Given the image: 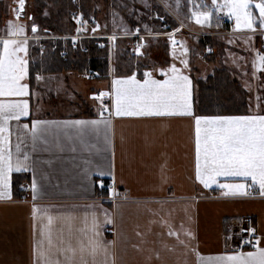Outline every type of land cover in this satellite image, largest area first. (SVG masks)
<instances>
[{"label": "crops", "instance_id": "crops-1", "mask_svg": "<svg viewBox=\"0 0 264 264\" xmlns=\"http://www.w3.org/2000/svg\"><path fill=\"white\" fill-rule=\"evenodd\" d=\"M229 29L217 34L222 44L213 43L208 53L212 61L184 71L192 81L191 102L196 115L201 113L195 107V82L216 72H225L232 87L240 90L239 105L246 95V106H240L244 110L228 109L216 115L264 114V100L253 86L259 87L255 80L264 76L261 72L253 76L258 39L252 49L253 40L244 37L255 34ZM25 58L28 76L24 82L29 85L25 98L30 115L10 122L9 139L14 160L17 144L20 159L25 154L29 159L24 161L27 170L11 174L10 198L0 199V264H37L38 252L47 248L40 242L49 227L54 237L62 231L65 241L70 240L76 249L73 264H233L227 258L241 254L235 251L236 241L246 219H251L256 230V247L242 253L264 248V195L259 186L246 188L247 195H225L227 190L219 184L250 185L251 180L221 177L217 184L205 188L196 179L191 117L116 116L112 81L127 76L113 75L111 70L90 80L86 74L45 69L31 75L30 59L28 55ZM199 72L209 73L199 77ZM89 80L104 85L90 88L85 84ZM96 90H111V115L104 114L100 104H93L102 101ZM251 97L257 102L251 104ZM34 120L49 122L43 126L44 137L35 150L30 131L23 128L24 124L30 128ZM78 120L108 123H71ZM15 179H21L16 186ZM33 181L37 185L35 200ZM49 217L53 218L51 226ZM93 217L99 224L100 235L96 237L91 231ZM106 219L111 223L106 224ZM92 240L101 244L94 255ZM59 259L63 264L64 256Z\"/></svg>", "mask_w": 264, "mask_h": 264}, {"label": "snow or ice", "instance_id": "snow-or-ice-1", "mask_svg": "<svg viewBox=\"0 0 264 264\" xmlns=\"http://www.w3.org/2000/svg\"><path fill=\"white\" fill-rule=\"evenodd\" d=\"M18 2L19 8L13 9L17 19L23 12L25 0ZM212 4L217 11L227 10L228 16L235 20V29H245L264 37V0H223L222 3L212 0ZM211 15L210 12L196 15V23L208 21ZM31 30L37 31L35 26ZM25 31L24 25L8 21L7 34L14 38L0 39L2 46L0 47V189H2L0 199L6 196L10 198L7 190L11 174L22 169L27 170L24 161L29 159L27 154L23 156V160L20 159L18 154L21 148L20 144H17L15 147L17 155L14 160L9 139L10 122L20 121L21 118L30 115L29 100L25 98L29 96V85L24 82L28 76V60L25 58L27 39L15 38L25 36ZM180 63L185 69L188 67L186 59H182ZM252 67L254 77L257 72L264 73V53L256 52ZM159 74L165 78L156 79L152 72L145 71L142 80L137 79L135 73L123 79L113 80L114 114L191 117L195 127L196 179L205 188L217 184L221 177L243 178L245 181L250 179V185L225 183L219 184V187L227 190L225 195H247L246 188L258 185L261 195H264V114L255 112L243 115H196L192 109V81L189 76L176 64H172L167 69H160ZM102 122L108 123L97 120H78L71 123L77 126H96ZM47 123L49 122L34 120L30 128L28 124L23 125V128L31 133L33 150L37 142L43 140L45 132L43 126ZM32 190L35 200L37 192L35 181ZM112 191L114 193V189ZM52 223L53 218L49 217L48 225L51 226ZM105 223L110 224L111 220L106 219ZM98 228L99 224L93 217L91 231L94 237L100 235ZM248 231L254 233L255 229L250 228ZM43 235L44 240L40 243L41 245L46 243L47 248L46 251L38 252L37 264H40L41 259L43 264H62L59 259L61 255L64 256L63 264H73L72 257L76 249L72 247L70 240L65 241L62 231L54 237L49 227ZM169 235H172V232H169ZM90 243L94 255L101 244L98 240H92ZM84 250L81 244L80 251ZM104 250L106 251V248ZM69 253L71 255H68ZM227 259L233 264H264V248L258 247L255 252L237 254Z\"/></svg>", "mask_w": 264, "mask_h": 264}, {"label": "trees", "instance_id": "trees-1", "mask_svg": "<svg viewBox=\"0 0 264 264\" xmlns=\"http://www.w3.org/2000/svg\"><path fill=\"white\" fill-rule=\"evenodd\" d=\"M33 1L37 11H39V18H34L35 16L32 15V20H35V24H39L41 30L46 28L52 34L55 33L54 30L62 28L59 27L60 21L64 23V20L69 19L70 15L77 13L80 14L82 21L84 20L90 27H94L98 18L103 16V18L107 20L111 18L122 20L128 28L129 33L150 34L154 33L156 29H153L157 26L158 32L155 33H162L159 32L160 22L152 18L153 11H157L165 17L169 29H176L180 25L168 11H171L185 22L186 20L184 17L196 14L199 11L197 4L199 2L201 4L200 0ZM98 1L102 3V10L97 8ZM45 10H48L47 12H49L50 17L49 15L48 18L42 17ZM3 11V0H0L1 18L3 16ZM221 24L220 27H222V32H227V24ZM71 25H73L72 22ZM182 31L184 30L182 29L180 32ZM56 35L62 36L65 34L62 32L61 34L58 33ZM146 39H148L149 44H151V48L148 47L145 49V53L143 52L144 54L142 56H140L141 54L137 56L131 52L132 48L140 42V38L134 36L131 38L124 37L115 39V50L113 53L115 66H112L113 75L129 76L135 73L136 76L142 77L143 73L148 71L151 67H154L157 61L167 57V45L161 42L163 41L162 39L159 37ZM48 42L49 41H43L41 47L30 50L31 57H29V71L31 75H34L42 69L51 72H73L80 75L92 74L96 79L108 75L110 68L108 58L109 45L107 38L76 39L74 41L75 46L71 45L72 42L69 39H56L54 45L48 44ZM63 53L64 55H62ZM33 55H35L34 57H36V59H34ZM116 55L118 57L117 63ZM207 57V61H212V57L209 58V55ZM229 81L230 77L227 76L225 72H216L206 81L198 80L195 82V86L198 87L199 92L198 96L196 97L195 95L194 99L197 112L201 113V115H216L215 113L224 112L230 106L235 105L245 107V94L240 105L238 104L239 101L236 102L237 99L235 97L226 99L221 97V94L224 93L225 85L228 84ZM20 181L21 179H17V181L15 179L14 186L19 184Z\"/></svg>", "mask_w": 264, "mask_h": 264}, {"label": "rangeland", "instance_id": "rangeland-1", "mask_svg": "<svg viewBox=\"0 0 264 264\" xmlns=\"http://www.w3.org/2000/svg\"><path fill=\"white\" fill-rule=\"evenodd\" d=\"M200 1H201V4H200V2L197 4V8L199 7L198 8L199 11L196 14H193V16L191 15L188 17H184L186 20L185 22L182 21L180 18H178L177 15H175L171 11H169V14L175 19L176 22H178L180 27L184 30V31H182L176 35V37L173 40V41H175V43H173V41L170 40L169 38L165 37L164 31H162L160 29L161 24L159 25V32H162V33H155V32H158V26L157 25H156L157 27H155L153 29V30L156 29L157 31L155 30L154 33H151V34H137L135 32L129 33L128 28L125 26V24L122 20H120V19L117 20L116 18H111V19L107 20V19L103 18V16L101 18H98L96 25L94 27H90L84 20L82 21L81 16H80V23L77 21H74L73 14H72L69 16L70 20L69 19L64 20V23L60 21L59 27H62V28L61 29L54 28L56 30H54L55 33L52 34L46 28L41 30L39 24H37V23L35 24L34 23L35 20H32V15L35 16L34 18H39V11H37V9L35 7V3L33 0H25V6L23 9V12L19 16V19L16 18V14L13 12L14 8L15 9L19 8L18 0H3V10L4 11L2 12L3 13L2 18L0 17V37H3V38L9 37L7 34L8 21H12L13 24L24 25L25 29H26L25 36L19 37V38L20 39H24V38L27 39V55H28V57H31L30 50L34 49V48L41 47L43 45L42 44L43 41H49L48 44L54 45L56 39L64 40L67 38V39H70V41L72 42V40H74V41L76 40V39H74V37L78 38V39H80V38L94 39V38H105V37H107L108 45H109V48H108L109 57L108 58H109V68H110L109 72H110L112 70V66H115L114 65L115 61H114V56H113V53L115 50L114 37H116V38L117 37L131 38V37L135 36L137 38L144 39V41H142L140 39V42L142 44V48L140 50L135 48L136 45L131 50V52L133 54H135L137 56H139L141 54L140 56H142L145 53V51H144L145 49H147L148 47L151 48L150 47L151 44H149V41L146 38H151V37L155 36L157 38L160 37V39L163 40L161 42L167 45L168 55L166 58H162V59H160V61H157L155 66L151 67L148 70L149 72H152L154 75H160L159 74L160 69H167L172 64H176V66L181 68L183 71L193 70L194 66H196V65H204V62H205V60H207L208 55H209V58L212 57V55H210L208 53H209V49H211V51H212V47H213L214 42L222 44V41L220 39H216L217 37H219V36H217V34L222 33V27H220L222 25L221 23L228 22L227 23L228 29L231 28L232 30H236V31L249 32L248 30H245V29H240V30L235 29L234 18H231L228 16L227 10L217 11L216 7L212 4V0H200ZM218 2L222 3L223 0H218ZM101 5H102V3L100 1H98L97 2V8H99L100 10H102ZM47 11L48 10H45V13L42 15V17L48 18V15L50 17L49 12H47ZM155 12L157 14H159L157 11H153V14ZM207 12L212 13L209 20L205 21L201 24H197L196 23V15L201 14V13H207ZM153 14H152V18H154V16H155ZM159 15H161V14H159ZM161 16H163V15H161ZM71 22L73 23V25H71ZM166 24H167V22H166ZM33 26H35L37 29L36 33L32 32V30H31ZM93 29H95V31H93ZM227 31H230V29ZM62 32L65 35H62V36L56 35L58 33L61 34ZM105 33H110V34H105ZM115 33H122V34H115ZM72 34H74V35H72ZM220 37H222V36H220ZM249 37L250 36L244 37V38H245V40H248ZM222 38H224V37H222ZM244 38H242V39H244ZM251 39L253 40L252 49H254L255 48L254 45H256L258 38L254 35L253 37H251ZM234 40H236V39H234ZM156 42H158V41H156ZM232 44H233V42H232ZM200 45H201V47H200ZM205 46L206 47L208 46V47L206 48ZM152 48H153V46H152ZM185 49H187V53H185ZM152 54H153V52H152ZM34 56L35 55H33V57ZM34 59H36V57H34ZM182 59H186L188 61V67L186 69L180 63V61ZM117 60H118V57L116 55V63H117ZM208 73L209 72H204L203 75H207ZM74 75H78V74L75 73ZM203 75L200 74V72H199V77H206ZM263 75H264V73H263ZM207 79H205L204 81H206ZM255 82H258L260 84V86L257 87V85L254 84V80H253L254 88L255 89L257 88L260 91V96L264 100V76H262L260 78V80H255ZM85 84L90 88L95 87V89H98V88L100 89L103 87L104 82H100L97 80H95V81L89 80ZM54 86L58 90L55 83H54ZM196 89H197V92H196V97H197L198 93H199L197 86H196ZM98 92H103V91L98 90L97 92H95L96 95ZM103 93H107L108 94L107 96H110V95L112 96L111 90H108L106 92L104 91ZM241 96L242 95H240V90H235L234 87H232L231 83H228L225 85L224 93L221 94V97L224 99L235 97L237 99L236 102L241 100ZM106 99H107V97H102V101L97 103V101L95 100V101H93V104L95 103V105H98V107L100 104V107H101L102 103L105 102L104 100H106ZM250 99H251V104L257 102L255 100H253L254 98H252V97ZM110 107H111V99H110ZM108 108L109 107L107 105L106 109L108 110ZM228 109H232L233 111H236V112L241 111L242 109L244 110V108H242L240 106H235V105L228 107ZM110 112H112V108L110 109Z\"/></svg>", "mask_w": 264, "mask_h": 264}, {"label": "built area", "instance_id": "built-area-1", "mask_svg": "<svg viewBox=\"0 0 264 264\" xmlns=\"http://www.w3.org/2000/svg\"><path fill=\"white\" fill-rule=\"evenodd\" d=\"M155 15L153 19H156L160 22L161 26H160V29L162 31H164V35L165 37L169 38L170 40H174V38L176 37V35L178 34V29H169V26L166 24V21H165V17L164 16H161L159 14H157L156 12L153 14ZM73 19L74 21H77L80 23V14L77 13V14H73ZM225 22V21H224ZM226 24L228 22H225ZM166 31V33H165ZM257 37H258V44H257V51H260L262 53H264V37H261L259 35V33H256L255 34ZM142 41H144L142 39ZM72 46H75V43H74V40H72V43H71ZM135 48H137L138 50H140L142 48V44L139 43L135 46ZM64 55V53L62 54ZM87 78L90 79V80H93L95 79V76L92 75V74H88L87 75ZM103 93V92H98L97 93V96L99 97H107L106 100H104L105 102L102 103L101 107L103 109V113L106 114V115H110V99H111V95L110 96H107V95H104V96H101L100 94ZM108 105V110L106 109ZM105 188H109L110 186L109 185H104ZM255 229L253 224H252V221L251 219H246L244 221V224H243V227L241 228L240 230V233H239V236L237 238V241H236V252L237 253H242L244 250L246 249H253L256 247V244H255V237H256V230L254 233H251L248 231V229Z\"/></svg>", "mask_w": 264, "mask_h": 264}, {"label": "bare ground", "instance_id": "bare-ground-1", "mask_svg": "<svg viewBox=\"0 0 264 264\" xmlns=\"http://www.w3.org/2000/svg\"><path fill=\"white\" fill-rule=\"evenodd\" d=\"M70 38V37H69ZM75 38V37H74Z\"/></svg>", "mask_w": 264, "mask_h": 264}]
</instances>
